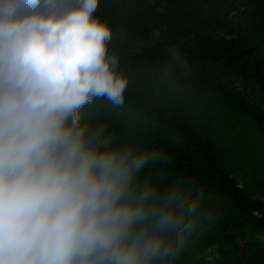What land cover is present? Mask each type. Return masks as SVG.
I'll return each mask as SVG.
<instances>
[{
	"label": "clouds",
	"instance_id": "clouds-1",
	"mask_svg": "<svg viewBox=\"0 0 264 264\" xmlns=\"http://www.w3.org/2000/svg\"><path fill=\"white\" fill-rule=\"evenodd\" d=\"M100 0H0V264H174L200 202L81 123L123 101Z\"/></svg>",
	"mask_w": 264,
	"mask_h": 264
},
{
	"label": "trees",
	"instance_id": "trees-1",
	"mask_svg": "<svg viewBox=\"0 0 264 264\" xmlns=\"http://www.w3.org/2000/svg\"><path fill=\"white\" fill-rule=\"evenodd\" d=\"M95 15L127 87L118 105L86 104L81 123L156 155L142 178L199 200L174 264H264V203L251 198L264 197V0H100Z\"/></svg>",
	"mask_w": 264,
	"mask_h": 264
},
{
	"label": "rangeland",
	"instance_id": "rangeland-1",
	"mask_svg": "<svg viewBox=\"0 0 264 264\" xmlns=\"http://www.w3.org/2000/svg\"><path fill=\"white\" fill-rule=\"evenodd\" d=\"M253 7H254V6H253ZM256 12H257V14H258V13L260 12V9L257 8ZM250 23H251V25H252L253 27L256 25V24L253 23V22H250ZM169 51H170V53L172 54V56L174 57V59L176 60V62H177V63H178L183 69L187 67L186 60H185L184 56H183L182 54H180V52H179V50H178L177 47L172 46V47L169 48ZM233 177H234V179H235V182H236V183H235V186L237 187V189H238L239 191H242V189L244 188V190H245L246 185H245V182H243V180L241 179L242 176L235 175V176H233ZM254 182H255V183L251 182L252 186L250 185V187L252 188L253 191H255V187L258 185V182H257V181L254 180ZM250 187H249V188H250ZM254 193H255V192H254ZM251 198L254 199V200H259V201H261L262 203H264V197H259V196H254V195H252ZM254 215L259 216L260 214H259L258 212H254ZM257 240H264V233H258V234H257ZM210 252H211V256H210V258H212V256L216 254V249H215V247H212V248L210 249Z\"/></svg>",
	"mask_w": 264,
	"mask_h": 264
}]
</instances>
